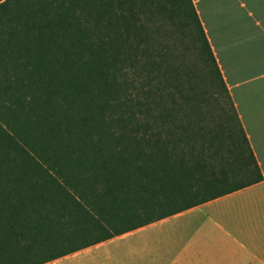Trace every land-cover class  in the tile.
Returning <instances> with one entry per match:
<instances>
[{
  "label": "trees",
  "instance_id": "trees-1",
  "mask_svg": "<svg viewBox=\"0 0 264 264\" xmlns=\"http://www.w3.org/2000/svg\"><path fill=\"white\" fill-rule=\"evenodd\" d=\"M187 1L241 126L230 166L203 156L180 67L139 34L134 2L0 0V264H43L263 180ZM192 122L199 151L182 146Z\"/></svg>",
  "mask_w": 264,
  "mask_h": 264
},
{
  "label": "crops",
  "instance_id": "crops-1",
  "mask_svg": "<svg viewBox=\"0 0 264 264\" xmlns=\"http://www.w3.org/2000/svg\"><path fill=\"white\" fill-rule=\"evenodd\" d=\"M263 180L43 264H264V0H191Z\"/></svg>",
  "mask_w": 264,
  "mask_h": 264
},
{
  "label": "rangeland",
  "instance_id": "rangeland-1",
  "mask_svg": "<svg viewBox=\"0 0 264 264\" xmlns=\"http://www.w3.org/2000/svg\"><path fill=\"white\" fill-rule=\"evenodd\" d=\"M127 1L135 3L133 13L140 20L138 31L150 39L149 47L167 51L174 65L180 67L184 82L181 90L184 96L191 99L193 106L183 114L190 116L194 122L202 120L204 128L199 127L207 134L203 156L206 153L208 157H213L214 162H225L227 165L235 158H241L242 152L238 148L242 144L241 126L202 33L192 19L188 1ZM143 2H146L144 7L141 6ZM180 96L181 93L176 92L175 101L183 103ZM179 117L182 118L181 113ZM198 130L192 122L182 146L201 150L203 142L195 137Z\"/></svg>",
  "mask_w": 264,
  "mask_h": 264
}]
</instances>
